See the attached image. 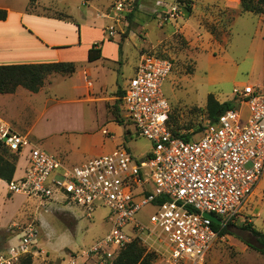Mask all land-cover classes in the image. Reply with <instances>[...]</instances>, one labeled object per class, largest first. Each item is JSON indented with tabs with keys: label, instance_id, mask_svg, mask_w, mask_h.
<instances>
[{
	"label": "built area",
	"instance_id": "2783aa9c",
	"mask_svg": "<svg viewBox=\"0 0 264 264\" xmlns=\"http://www.w3.org/2000/svg\"><path fill=\"white\" fill-rule=\"evenodd\" d=\"M128 6L125 0L116 1L109 37L118 33L123 13L131 11ZM172 69L171 60L142 53L121 98L125 119L152 143L141 160L119 147L68 168L0 120V144L13 154L29 150L26 174L8 183L10 193L51 200L62 192L67 201L91 211L95 202L110 209L111 230L89 251L96 264H109L135 239L160 252V264H202L221 238L206 214L226 227L264 175V90L247 85L238 93V102L247 108L245 119L242 110L231 108L207 121L200 139L182 130L181 135H190L184 140L168 128L171 108L162 87ZM148 206L153 213L144 223L136 215ZM34 234L27 229L25 236L33 239ZM21 250L19 246L0 253V264H17Z\"/></svg>",
	"mask_w": 264,
	"mask_h": 264
},
{
	"label": "rangeland",
	"instance_id": "374dc122",
	"mask_svg": "<svg viewBox=\"0 0 264 264\" xmlns=\"http://www.w3.org/2000/svg\"><path fill=\"white\" fill-rule=\"evenodd\" d=\"M67 1L74 16L83 23L95 15L81 0ZM116 1L98 0L109 13ZM125 1L131 11L123 13L122 39L130 38L136 47L128 46L129 54L151 53L173 63L162 87L170 104L172 125L191 130L194 139H200L201 129L209 121L206 110L209 95L220 103L231 102L233 108L242 110L244 119L248 117L247 108L240 105L237 95L247 85L264 90V21L260 24L258 16L251 14L232 20V13H219L205 0ZM63 2L60 0L59 5ZM189 8L191 13L187 15ZM45 12L59 13L55 9ZM192 15L195 19L185 21ZM125 123L130 135L121 147L141 160L152 150V143L139 137L126 119ZM67 200L62 192H56L51 200L16 196L2 216L8 227L0 228V253L20 246L17 264L28 256L32 264H96L89 251L111 230L112 213L100 202H95L91 211ZM152 213V207L148 206L136 218L148 223ZM248 225L264 233V175L239 216L224 227L229 233L216 241L202 264H264V254L257 249L261 246ZM27 229L35 230L33 239L25 236ZM125 231L129 234V227ZM147 250L154 256L145 253L141 261L160 264L163 259L160 252L148 246ZM119 253L109 264H114Z\"/></svg>",
	"mask_w": 264,
	"mask_h": 264
},
{
	"label": "crops",
	"instance_id": "0c3cea01",
	"mask_svg": "<svg viewBox=\"0 0 264 264\" xmlns=\"http://www.w3.org/2000/svg\"><path fill=\"white\" fill-rule=\"evenodd\" d=\"M59 1L37 0L30 7V0H0V9L8 12L7 19L0 20V66L63 62L75 67L71 74L50 75L36 93L23 87L0 93V120L65 166L82 165L123 146L130 135L121 98L141 53L129 54L132 40L122 39L120 24L118 33L109 37L112 13L98 0H81L95 11L88 23L74 16L67 0L63 5ZM205 1L219 13H232V20L251 14L241 12V0ZM51 9L59 13L45 12ZM254 16L260 24L264 21V14ZM191 18L194 15L185 21ZM96 44L101 56L90 61L89 50ZM14 155L13 180H18L29 166V150ZM18 195L22 194H11L8 182L0 179V228L8 227L2 216Z\"/></svg>",
	"mask_w": 264,
	"mask_h": 264
},
{
	"label": "trees",
	"instance_id": "16d2710c",
	"mask_svg": "<svg viewBox=\"0 0 264 264\" xmlns=\"http://www.w3.org/2000/svg\"><path fill=\"white\" fill-rule=\"evenodd\" d=\"M36 2L37 0H30L29 6L33 7ZM241 12L254 15L264 14V0H241ZM190 13L191 9L189 8L187 10V15H190ZM7 16L8 12L4 9H0V20H6ZM99 46V44H96L89 50L88 58L90 61L100 58L101 53ZM74 69V64L63 62L0 66V93H12L19 87H23L30 92L36 93L44 86L49 75L57 73L65 75L71 74ZM231 108H233L231 102L220 103L213 95L208 96L206 110L209 120L215 121L221 114ZM168 128L174 136L182 137L184 140L190 139V135L180 134L182 130L186 129H181L175 126V124H171L170 116ZM16 161V155L10 153L2 144H0V179L8 183L13 181L16 170ZM214 227L219 230L221 236L229 233L226 228H220L218 225H214ZM247 229L251 231L261 246L257 249L264 254V233L259 232L251 225H248ZM145 253L147 256H154V253L149 252L147 247L143 245L139 239H135L120 251L114 264H149L147 259L141 261ZM19 264H32V258L30 256L25 257Z\"/></svg>",
	"mask_w": 264,
	"mask_h": 264
},
{
	"label": "water",
	"instance_id": "95a60500",
	"mask_svg": "<svg viewBox=\"0 0 264 264\" xmlns=\"http://www.w3.org/2000/svg\"><path fill=\"white\" fill-rule=\"evenodd\" d=\"M206 216L208 218H210L215 224L220 225L221 224V220L213 215L210 214H206Z\"/></svg>",
	"mask_w": 264,
	"mask_h": 264
}]
</instances>
